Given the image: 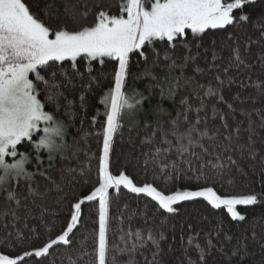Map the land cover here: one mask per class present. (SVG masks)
Segmentation results:
<instances>
[{"label": "snow or ice", "instance_id": "obj_1", "mask_svg": "<svg viewBox=\"0 0 264 264\" xmlns=\"http://www.w3.org/2000/svg\"><path fill=\"white\" fill-rule=\"evenodd\" d=\"M254 2L255 0H121L119 14H110L108 10L97 6L93 19L89 22L88 15L91 10L86 4L78 9L75 4L69 3V0H35L34 6L28 5L25 0H0V199L6 204V207L0 210V215L11 214L18 219L16 212L23 206L22 200H28L38 194L37 176L55 183L46 174L42 152L47 153L49 168L53 166L57 155L67 159L65 153L72 147L67 143V125L56 116L62 107L66 115H73L71 101L63 106L60 103L61 99L67 100L62 89L71 83L65 63L70 62L74 74L82 75L77 67L79 58H84L89 65L92 62L103 65L105 58L116 62L114 84L101 101L106 108V122L103 128L102 155L98 158V186L90 194L71 204L70 221L55 238L49 239L34 251L23 250L22 255L0 254V264H28L26 258L47 257L50 255V249L55 246L72 245L74 229H77L81 222L82 205L95 201H98L99 205L98 227L91 234V251L85 250L83 253L90 257L87 264H140L136 259L137 254L143 257V264H169L165 258L174 252V247L171 243L165 247L167 238L162 231L165 219H161L156 227H120L118 242L110 239V189L119 190L123 187L131 193L150 198L159 210L167 214H175L178 209L174 206L177 204L203 199L213 209L225 208L233 220L245 219L237 210V206L257 204L256 193L221 196L212 187H200L196 190H176L171 194H164L149 183L138 186L124 172L113 175L110 171V153L114 135L122 127L124 114L127 112L130 117L135 116L142 110V102L146 99L143 93L135 89L131 95L125 90L130 75L131 54L136 53L143 58L146 65L143 75L152 76L147 66L149 57L144 49L156 42L166 43L163 59L167 62L168 73H173L177 68L183 73L184 68L196 60L190 45L199 49L202 44L196 41L202 40L208 30L226 29L239 22H248V15L237 16L236 13H242L247 5ZM258 24H261L260 34L264 36V23ZM227 39L232 40L233 37L228 35ZM256 42L248 37L245 51L249 50L250 44ZM212 44L215 45V40ZM178 46L185 49V53L179 56L176 54ZM151 50L154 56L152 67H156L160 62L161 53L154 47ZM231 51L228 66L223 69L225 74L233 68L239 71L240 67H255L247 63L238 45ZM212 58L213 61L219 58L215 51ZM259 60L260 71L264 75V55H261ZM210 67H215V64ZM194 71L203 74L204 69L196 66ZM152 79L156 77L152 76ZM245 79L251 82L252 77L247 76ZM179 80L177 77L175 85L168 88L169 96L174 94ZM215 80L216 85H213L212 81L207 84L196 83L193 94L200 101L199 106L193 108L188 100H182L184 111L178 112L167 128L159 120L164 110L160 106L152 110L157 121L154 131L145 142L154 143L155 147L146 153V164L150 162L154 167L159 166L162 172L168 169L171 174L178 173L180 164H183L187 166L188 171L194 169L198 178L206 176L209 171L223 177L225 171L231 168L244 174L240 163L228 154L234 150L233 136L229 134L220 140L219 129L210 135L207 117L202 119L199 115L206 108L205 97L215 98L217 104H225L229 111L235 112L232 103L222 95L224 79L217 75ZM193 81L194 77H188L185 83L191 84ZM233 83L235 80L230 77L228 84ZM250 86L255 87L257 93L250 99L254 103L264 100V81L254 85L240 81V87ZM161 95H164L163 88ZM83 99L81 97L82 106ZM239 99L238 94L233 97V100ZM46 105H52L55 112L47 111ZM193 111L196 113L195 119L189 115ZM254 111L260 115L261 127H264V109ZM212 114L213 118L219 116L225 130L229 129L226 114L220 112L216 104L212 105ZM241 115L248 119L247 131L251 143L252 135L255 134L251 113L242 111ZM232 131L239 139V125ZM157 134L160 136L158 143L154 140ZM224 141L228 143L225 144ZM24 142L31 145L32 154L18 150V146ZM240 150L248 151L251 159L256 158L254 148L240 146ZM171 153H175L179 164L172 161ZM30 163L32 170L26 167ZM261 163L264 165V159ZM62 172L71 176L75 169L64 168ZM80 175L84 173L81 172ZM231 182L230 179L229 183ZM34 184L37 186L33 187ZM57 187L59 188V185ZM19 188H25L27 194L21 196ZM13 202L15 208L12 207ZM25 212L30 214L26 208ZM144 222L148 224V220ZM88 238L85 237V240ZM18 239L22 242L23 238L18 234ZM78 243L81 249L86 248L84 240ZM181 247L183 257L177 264H210L216 251L211 239L202 245L196 236H189L186 242L182 236ZM145 251L149 255H146ZM117 254L126 255L128 259L118 262ZM246 254V245L239 243L232 251L233 256H240L241 259ZM77 256L82 259L79 250ZM69 264H77V261L69 257Z\"/></svg>", "mask_w": 264, "mask_h": 264}, {"label": "trees", "instance_id": "obj_2", "mask_svg": "<svg viewBox=\"0 0 264 264\" xmlns=\"http://www.w3.org/2000/svg\"><path fill=\"white\" fill-rule=\"evenodd\" d=\"M25 2L30 6L35 4V0H25ZM69 3L75 4L78 9L86 4L91 10L88 15L90 22L97 6L108 10L110 14H119L121 0H69ZM60 6L62 10L63 5ZM240 14L248 15L249 21L236 23L226 29L208 30L202 40L196 41V43L202 44L199 49L190 45L196 60L195 63H189L183 73L179 68L173 73H168L167 62L163 59V52L167 48L166 43L156 42L144 49L149 57L147 66L156 79L143 75L146 65L142 57L136 53L130 56V75L127 78L125 90L131 95L132 90L135 89L137 92L143 93L146 99L142 102V110L135 116L130 117L127 112L124 114L122 127L114 135L110 153L112 174L119 175L120 172H124L138 186L149 183L164 194H171L176 190L212 187L221 196L250 193L258 195L257 204L237 206V210L245 216L243 221H238L233 220L225 208L213 209L203 199L177 204L174 207L178 211L175 214H167L159 210L156 203L150 198L131 193L123 187L119 190L110 189L109 214L112 229L109 234L110 239L118 242L120 227L125 229L128 227L132 229L156 227L159 226L161 219H165L166 222L162 228L167 238L165 247L168 243L173 244L174 247V252L165 258L169 264H177L178 260L183 257L182 236L185 242L189 236H196L202 245L211 239L216 246V251L210 264H264V165L261 163V160L264 159V127H261L260 115L254 111V109H264V100L254 103L250 97L257 95L256 88L253 86L240 87L241 80L253 85L264 81L259 60V57L264 55V36H261V24H258V22L264 23V0H255L254 3L247 5L242 13L237 11L236 15ZM228 35H231L233 39H227ZM248 37L257 42L250 44L249 50L245 51ZM189 40H191L190 33ZM213 40H215V45L212 44ZM237 45L247 63L255 65V67L252 69L240 67L239 71L233 68L225 74L223 69L228 66L229 58L232 56L231 50ZM152 47L161 53L160 62L156 67H152L154 59ZM213 51L219 57L215 61L212 58ZM184 53V47L178 46L176 54L179 56ZM213 63L215 67H210ZM196 66L204 69L203 74L194 71ZM65 67L71 77V83L62 89L67 100L61 99L60 103L63 106L71 101L73 115H66L62 107L56 116L67 125V143L72 147L68 148L65 153L67 159H62L57 155L51 168L48 167L47 153H41L44 168L47 169L46 174L55 183L37 176L38 194L28 200H22L23 206L16 212L18 219L11 214L0 215V254L14 255L18 253L22 255L23 250L34 251L49 239L55 238L70 221L71 204L90 194L98 186V158L101 156L103 128L106 122V108L101 101L114 84L113 73L116 62L105 58L103 65L98 62H92L89 65L84 58H79L77 67L82 75L73 73L70 62H66ZM89 68L91 69L90 73ZM217 75H220L225 81L221 90L222 95L232 103L235 112L229 111L225 104H217L215 98L205 97L206 108L199 115L202 119L207 117L210 135L219 129L220 140L229 134L233 136L232 148L234 150L228 154L240 163L244 174L242 175L235 168H231L225 171L223 177L209 171L206 176L198 178L194 169L188 171L187 166L183 164H180V171L175 174H171L168 169L162 172L159 166L154 167L150 162L146 164V160H148L146 153L155 147L154 143L145 142L154 131L157 121L152 110L160 106L164 110V114L159 117V120L165 128L169 127V122L176 118L177 113L184 111L182 100H188L193 108L199 106L200 101L193 94L196 83L207 84L212 81L213 85H216L215 76ZM247 76L252 77L251 82L245 79ZM177 77L180 78L179 86L175 87L174 94L169 96L168 88L175 85ZM188 77H194L191 84L185 83ZM230 77L235 80V83L231 85L228 84ZM161 88L164 89L163 96ZM237 94L240 99L233 100ZM81 97L84 98L83 106ZM213 104H216L220 112L226 114L228 130L222 127L223 122L219 116L213 118ZM46 110L55 112L52 105H46ZM242 111L251 113V120L255 128L251 143L247 131L249 122L246 116L241 115ZM189 115L192 119L196 117L195 111ZM238 125L241 129L239 139L232 131ZM154 140L156 143L159 142V134ZM224 143L228 142L224 141ZM240 146L254 148L256 158L251 159L248 151L242 152ZM18 150L29 154L33 152L31 145L27 142L18 146ZM74 152L75 155H73ZM170 156L172 161L179 164L175 153H171ZM26 167L28 170H32L31 163ZM64 168L75 169V172L69 176L66 172H62ZM81 172L84 175H80ZM230 179L231 183H229ZM36 186V184L33 185V187ZM18 191L21 196L27 194L25 188H19ZM5 207L6 204L0 199V210ZM12 207H16L14 202ZM25 208L29 210L30 214L25 212ZM145 220H148V224H145ZM97 227L98 201L86 202L82 205L81 222L77 225V229H74V243L70 246H55L54 249H50V255L47 257L26 258L28 264H69V257L76 260L77 264H87L90 257L83 253L85 250L91 251L93 247L91 234ZM18 234L23 238L22 242L18 239ZM85 237L89 238L85 240ZM81 240L85 241V249L80 248L78 242ZM238 243L246 245L247 254L242 259L240 256L232 255V251ZM77 250H79L82 259H78ZM145 254L149 255L147 251ZM127 259L126 255L117 254L118 262ZM136 259L140 261V264H143V257L139 254Z\"/></svg>", "mask_w": 264, "mask_h": 264}, {"label": "rangeland", "instance_id": "obj_3", "mask_svg": "<svg viewBox=\"0 0 264 264\" xmlns=\"http://www.w3.org/2000/svg\"><path fill=\"white\" fill-rule=\"evenodd\" d=\"M114 139V138H113ZM102 146H103V144H102ZM101 155H102V149H101ZM110 191V190H109ZM98 207H99V205H98ZM223 208V207H222Z\"/></svg>", "mask_w": 264, "mask_h": 264}]
</instances>
